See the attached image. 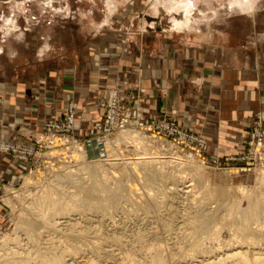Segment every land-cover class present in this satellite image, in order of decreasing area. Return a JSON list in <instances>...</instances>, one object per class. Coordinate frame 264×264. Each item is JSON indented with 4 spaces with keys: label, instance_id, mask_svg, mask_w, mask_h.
Instances as JSON below:
<instances>
[{
    "label": "rangeland",
    "instance_id": "obj_1",
    "mask_svg": "<svg viewBox=\"0 0 264 264\" xmlns=\"http://www.w3.org/2000/svg\"><path fill=\"white\" fill-rule=\"evenodd\" d=\"M181 1L183 0H0V75L10 76L12 80L15 74H24L25 77H21L28 84L39 78L44 83L43 90H46L50 86L46 81L48 76H62L73 62L80 67L83 60L98 57V53L110 43L131 40V35L139 30L144 33L171 30L174 24L187 25L188 22L203 30L209 24L235 25L240 28L234 33L239 45L249 36L253 41L259 40L261 33H249L245 28L250 25L264 26V14L257 13L250 18L242 12L263 10L264 0H188V11L171 12L170 9ZM173 13L174 16H171ZM172 29L179 34L185 31ZM13 82L15 80L11 84ZM120 83L123 82H118ZM38 87L36 86L37 89ZM120 89L122 85L98 91L94 103L96 115H90L86 111V114L79 117L75 106L68 102L58 112L46 115L39 124L40 128L29 131L27 137H13V134L20 135L17 129L8 138H0V158L8 159L9 166L13 169L9 179L0 178V264H24L26 258L30 260L29 264H38L41 259L53 257L54 254L63 255L59 262L61 264H78L82 260L94 264H122L127 257V260L132 258L135 261L140 258L139 261L146 264L152 261L151 254L156 251V245L165 249L162 252L163 264H186L192 258L193 264H203L207 257L216 253H229L232 247L246 246L249 241L252 246L248 257L264 258V220L260 217L259 220L252 219L248 225L250 228L247 237L239 231L241 219L238 215V211L247 210L250 197L263 198L258 207L264 211V184L258 185L255 176L257 170L264 172V167L244 171L241 169L248 165L231 163L226 157L208 156L207 153L208 163L203 165L194 153L178 144V135L174 136L177 142H171L163 136L164 131L159 136L160 139L153 138L151 133L139 131L137 122L151 124L154 121H163L175 127L178 132L184 129L164 114L148 122L138 120L136 99L121 98ZM111 100L118 102V108H112ZM108 112L113 123L127 121V127L104 135L103 130L112 123ZM69 120L72 121L70 130ZM78 122L87 123L86 133L75 127ZM124 130L138 135L139 142L134 136L137 147L140 145L141 148L121 139V131ZM200 139L205 145V140ZM73 151L77 154L72 155ZM141 152L146 153V156L151 155L150 157L155 154L162 156L164 159L160 161L170 162L162 164L157 159L158 163L143 167L139 162L138 166V161L132 159L136 153ZM109 164L112 166L109 167ZM155 165H160L162 172L154 171ZM99 170L101 171L97 172ZM93 171L94 174L91 173ZM89 177L92 178L91 181ZM143 177H146V183ZM93 187L99 191L91 196V191L88 190ZM108 189H112L114 194ZM43 194L56 197L57 204L52 205V208H57L55 211L45 209L54 213L53 216L49 213L53 218L47 214L43 222L59 223L58 227L56 224V227L52 224L47 227L46 222L41 221L39 214L44 209L39 212L35 201ZM133 195H136L137 200L130 199ZM71 198L74 202L69 205L70 212L66 213L70 209L67 205ZM89 198L99 201L101 207L98 209L103 211L97 212L90 205L87 207L85 199ZM77 199L78 203L84 200L80 204L88 209L76 204ZM64 201L69 203L65 204ZM61 206L65 208V212H59ZM75 207L80 210H75ZM108 207L111 210H107ZM234 211H237L236 214ZM62 222L63 225L60 224ZM71 223H75V227L71 228ZM199 256H204L205 259ZM157 263L162 264L154 261L148 264ZM227 264L239 263L233 260Z\"/></svg>",
    "mask_w": 264,
    "mask_h": 264
},
{
    "label": "crops",
    "instance_id": "obj_2",
    "mask_svg": "<svg viewBox=\"0 0 264 264\" xmlns=\"http://www.w3.org/2000/svg\"><path fill=\"white\" fill-rule=\"evenodd\" d=\"M263 11L242 13L251 18ZM172 26L185 31H136L131 40L108 44L80 67L73 62L62 76H48L46 90L39 78L28 84L24 74L12 80L1 74L0 138L17 129L20 135L13 137H27L46 115L68 102L79 117L86 111L96 115L97 93L122 85L121 98L136 99L138 120L148 122L164 114L205 140L208 156L228 159L241 154L252 122L258 117L264 123V26L245 28L261 35L256 41L249 36L242 46L234 36L240 28L232 24H209L204 30L189 22ZM75 127L86 133V124ZM9 164L0 158L1 179L11 175Z\"/></svg>",
    "mask_w": 264,
    "mask_h": 264
},
{
    "label": "bare ground",
    "instance_id": "obj_3",
    "mask_svg": "<svg viewBox=\"0 0 264 264\" xmlns=\"http://www.w3.org/2000/svg\"><path fill=\"white\" fill-rule=\"evenodd\" d=\"M190 6V3L188 2V0H183V1H181L175 8H172V9H170V11L171 12H178V11H182L183 13H185L186 11H188L189 10V7ZM183 15V14H182ZM85 94H87V93H85ZM83 123V122H82ZM85 124H87V123H85ZM87 129V128H86ZM136 136V134H135V132H134V134H132V132L131 131H126V130H124V131H121V139H124V140H126V141H128L130 144H132L133 146H136V148H138L137 147V140H136V137L138 136ZM120 138V137H119ZM118 138V139H119ZM141 138V137H140ZM137 139H138V137H137ZM120 140V139H119ZM140 140H142V139H140ZM148 141V140H147ZM138 142H139V139H138ZM116 143V142H115ZM117 143H118V141H117ZM125 143H127V142H125ZM140 144H141V142H140ZM142 144H144V143H142ZM164 145V144H163ZM50 146V145H49ZM144 146H146V144L144 145ZM140 148H141V146H140ZM139 148V149H140ZM143 148V147H142ZM66 149V148H65ZM135 149V148H134ZM145 149V148H144ZM72 150V149H71ZM77 150V149H76ZM138 150V149H137ZM136 150V151H137ZM157 150V149H156ZM141 151V150H140ZM142 151H144L145 152V150H143L142 149ZM146 151H148V149L146 150ZM151 151V150H150ZM76 152V151H75ZM74 151L72 152V155H73V153H75ZM81 152V151H80ZM157 152V151H156ZM71 153V152H70ZM78 153H79V151H78ZM82 153V152H81ZM149 153V152H148ZM75 154H77V153H75ZM147 154L145 153H140V154H137L136 153V155H135V158L134 159H132V160H136V162H137V165L139 166V162L141 163V165H143V167L145 166V165H150L151 163H154L155 164V162H157L158 163V160L157 159H159V163L161 162L162 164L164 163V164H168L170 161H168V160H161L160 161V159H164V157L162 158V156L161 157H158V156H155V155H153V156H155V157H150V156H146ZM166 155V154H165ZM171 155V154H170ZM174 155V154H173ZM76 156V155H75ZM77 157V156H76ZM79 158H81V157H83V156H78ZM178 158H181V157H178ZM187 158V157H186ZM156 159V160H155ZM175 159V158H174ZM174 159H172V160H174ZM182 159V158H181ZM176 160H177V158H176ZM179 160V159H178ZM182 161V160H181ZM173 162V161H172ZM131 163V162H130ZM175 164H176V162H174ZM180 164V163H179ZM140 165V166H141ZM173 165V164H172ZM186 165V164H185ZM110 166H112V165H110L109 164V167ZM115 166V165H114ZM157 165H155L154 166V171H156V170H159V171H161V167H160V165H159V167H156ZM169 166V165H168ZM100 167V166H99ZM116 167V166H115ZM118 167V166H117ZM149 167V166H148ZM165 167V166H164ZM192 167V166H191ZM94 168H96V167H94ZM136 168V167H135ZM133 169V171H135L136 169ZM139 168H142V167H139ZM150 168V167H149ZM149 168H147V171L149 170ZM103 169V168H102ZM113 169V168H112ZM115 169V168H114ZM119 169V168H118ZM122 169V168H121ZM91 171L92 170H94V169H90ZM89 170V171H90ZM98 170V169H97ZM143 170V169H142ZM146 170V169H145ZM164 170V169H163ZM101 170H99V171H97V172H100ZM118 171V170H117ZM121 171V170H120ZM196 171V170H195ZM73 172V171H72ZM96 172V171H95ZM116 172V171H115ZM162 172V171H161ZM91 173H93L94 174V171L93 172H91ZM125 172H123V174H124ZM150 173V172H149ZM263 171L262 170H257L256 171V175L255 176H257V178H256V180H257V183H258V185H263L264 184V175H263ZM72 174V173H71ZM86 174V173H85ZM95 174H97V173H95ZM146 174V173H145ZM144 174V175H145ZM150 174H152V173H150ZM158 174H160V173H158ZM87 175V174H86ZM92 175V174H91ZM106 175V174H105ZM137 175V174H136ZM143 175V176H144ZM153 175V174H152ZM90 176V175H89ZM96 176V175H95ZM103 176V175H102ZM101 176V177H102ZM107 176V175H106ZM142 176V175H141ZM161 176V175H160ZM91 177V176H90ZM89 177V181H91L92 180V178H90ZM93 177H94V175H93ZM97 177H98V175H97ZM100 177V176H99ZM139 177V176H138ZM178 177V176H177ZM183 177H184V175H183ZM88 178V177H87ZM140 178V177H139ZM152 178V177H151ZM153 178H155V177H153ZM152 178V179H153ZM91 179V180H90ZM97 179V178H96ZM102 179V178H101ZM109 179V178H108ZM107 179V180H108ZM143 179H144V177H143ZM142 179V180H143ZM152 179H151V182H152ZM83 180V179H82ZM87 180V179H86ZM98 180V179H97ZM104 180H105V178H104ZM145 181V183L147 182L146 181V177H145V179H144ZM160 180V179H159ZM178 180H179V178H178ZM78 181V180H77ZM85 181V180H84ZM102 181V180H101ZM101 181H99V182H101ZM106 181V180H105ZM156 181V180H155ZM97 182V181H96ZM95 182V183H96ZM98 182V183H99ZM91 183V182H90ZM93 183H94V180H93ZM104 183V182H103ZM120 183V182H119ZM150 183V182H149ZM89 184V183H88ZM148 184V183H147ZM92 185V184H91ZM95 185V184H94ZM102 185V184H101ZM115 185V184H114ZM118 185V184H117ZM98 186H99V184H98ZM107 186V185H106ZM122 186V185H121ZM179 186H181V185H177V187H179ZM91 187V186H90ZM115 187V186H114ZM123 187V186H122ZM126 186H124V188H125ZM187 187V186H186ZM99 188V187H98ZM108 188V187H107ZM110 188V187H109ZM113 188V187H112ZM117 188V187H116ZM183 188H185V187H183ZM82 189V188H81ZM89 189V188H88ZM87 189V190H88ZM106 189V188H105ZM104 189V190H105ZM107 190V189H106ZM105 190V191H106ZM109 190V189H108ZM116 190H118V188L116 189ZM182 190V189H181ZM180 190V191H181ZM88 191H91L90 193H91V196H92V193H94L95 194V192H98L99 190L96 188V187H93L92 189H90V190H88ZM109 191H112L113 192V190L112 189H110ZM136 193V192H135ZM221 193V192H220ZM44 194H46V193H44ZM40 195L39 196V198L38 199H36V197L34 198V200L36 199V203H35V207L37 208V209H40L39 210V212L40 211H42V209H44V211L43 212H40L41 214H39V216H40V218H41V221L43 222V219H46L45 218V216H47V214L50 216V214L52 215L53 213H54V209H57L56 207L55 208H52V205H56L57 206V204H56V200H55V198L56 197H50L51 195ZM49 194H50V192H49ZM51 194H55V193H52L51 192ZM68 194V193H67ZM87 194V193H86ZM99 194H100V192H99ZM102 194V193H101ZM108 194V193H107ZM110 194H111V192H110ZM110 194L109 195H107V196H110ZM113 194H114V192H113ZM112 194V195H113ZM133 193H131V195H132ZM157 194V193H156ZM214 194V193H213ZM223 194V193H222ZM62 195H63V193H62ZM89 195V194H88ZM88 195H87V197H88ZM103 195V194H102ZM117 195V194H116ZM137 195V194H136ZM136 195H133V196H131L130 197V199H135V200H137L136 199ZM154 195V194H153ZM264 195V194H263ZM68 196H70V195H68ZM73 196V195H72ZM75 196V195H74ZM77 196V195H76ZM100 196V195H99ZM98 196V197H99ZM117 196H119V194L117 195ZM116 196V197H117ZM127 196H130V195H127ZM198 196V195H197ZM261 197H262V195H260ZM80 197V196H79ZM79 197H76V198H79ZM94 197H96V196H94ZM97 197V198H98ZM106 197V196H105ZM112 197V196H111ZM110 197V198H111ZM126 197V196H125ZM153 197V196H152ZM151 197V198H152ZM158 197V196H157ZM169 197V196H168ZM215 197V196H214ZM58 198V197H57ZM65 198V197H64ZM68 199H69V197H67ZM81 198V197H80ZM104 198V197H103ZM118 198V197H117ZM138 198L140 199V197L138 196ZM143 198V197H142ZM177 198V197H176ZM179 198V197H178ZM60 199V198H59ZM62 199V202H63V198H61ZM102 199V198H101ZM114 199H115V196H114ZM119 199V198H118ZM128 199L129 198H127V201H128ZM144 199V198H143ZM148 199V198H147ZM163 199V198H162ZM65 200H66V198H65ZM73 199L71 198V202L69 203L68 201H66L67 203H69L68 205H67V207H69L70 208V206H71V203L72 202H74V201H72ZM79 199H77L76 200V204H80V203H82L84 200H80L79 202L80 203H78L77 201H78ZM99 200V199H98ZM103 200V199H102ZM110 200V199H109ZM115 200H117V199H115ZM114 200V201H115ZM149 200V199H148ZM156 201H157V199H155ZM161 200V199H160ZM164 200V199H163ZM182 200V199H181ZM191 200V199H190ZM61 201V200H60ZM85 201L87 202V207H90V206H93V207H95L96 209H97V212L98 211H101V210H99L100 209V207H101V203L99 202V201H97L95 198H89V199H85ZM119 201V200H118ZM139 201V200H138ZM146 201V200H145ZM174 201V200H173ZM172 201V202H173ZM30 202V201H29ZM58 202V201H57ZM65 202V201H64ZM66 202H65V204H66ZM85 202V203H86ZM104 202V201H103ZM116 202V201H115ZM214 202V201H213ZM234 202V201H233ZM263 202V198H253V197H250L249 198V206H248V208H247V210H241V211H238V215H239V218L241 219V220H239L240 221V228H239V231L241 232V233H243V235L244 234H249V222H251V220L252 219H254V218H258V217H260L261 219H263L264 220V211L263 210H260L259 209V205H261V203ZM84 203V204H85ZM112 203H113V200H112ZM119 203H121V202H119ZM136 203H137V201H136ZM135 203V204H136ZM240 203H241V201H240ZM64 204V205H65ZM149 204V203H148ZM70 205V206H69ZM90 205V206H89ZM109 205V204H108ZM111 205V204H110ZM136 205H138V204H136ZM196 205V204H195ZM53 206V207H54ZM72 206H73V204H72ZM80 206H82V207H84L82 204H80ZM80 206H78V207H80ZM116 206V205H115ZM141 206H143V205H141ZM232 206V205H231ZM74 207V206H73ZM72 207V208H73ZM78 207H75L74 209L75 210H78L79 208ZM81 207V208H82ZM93 207H92V209H93ZM111 207V206H110ZM110 207H108L109 209H107V210H111L110 209ZM144 207V206H143ZM36 208H33L34 209V211H36L37 212V210H36ZM65 208H66V205H65ZM65 208L64 207H59V212H62V211H64L65 212ZM68 208V209H69ZM85 208V207H84ZM99 208V209H98ZM112 208V207H111ZM142 208V207H141ZM194 208V207H193ZM252 210H251V209ZM45 209H48V210H51V209H53L54 211H53V213L51 212V211H46ZM83 209V208H82ZM86 210L88 209V208H85ZM91 209V208H90ZM91 209V210H92ZM206 209H208V208H206ZM235 209V208H234ZM238 209V208H237ZM243 209V208H242ZM249 209V210H248ZM70 210H71V208L69 209V211H66V213L68 212H70ZM80 210V209H79ZM78 210V211H79ZM93 210H95V209H93ZM34 211H32V214H33V212ZM57 211V210H56ZM90 211V210H89ZM103 211V210H102ZM144 211V210H143ZM231 211V210H230ZM229 211V212H230ZM36 212H34L35 213V215H36ZM39 212H37V213H39ZM71 212H73V211H71ZM106 212V211H105ZM227 212V211H226ZM233 212V211H232ZM237 212V211H236ZM236 212L234 211V213L236 214ZM50 213V214H49ZM65 213V214H66ZM84 213H85V211H84ZM87 213V212H86ZM109 213V212H108ZM56 214V213H55ZM54 214V215H55ZM184 214V213H183ZM222 214V213H221ZM73 215V214H72ZM91 215V214H90ZM96 215V214H95ZM100 215V214H99ZM111 215V214H110ZM233 215V214H232ZM38 216V215H37ZM48 216V217H49ZM53 216V215H52ZM52 216H50V217H52ZM63 216H64V214L63 215H61V217L63 218ZM67 216V215H66ZM75 216V215H74ZM48 218L49 220H52V218ZM81 217V216H80ZM90 217H93V216H90ZM103 217V216H102ZM220 217V216H219ZM39 218V217H38ZM66 217H64V219H65ZM176 218V217H175ZM191 218V217H190ZM47 219V220H48ZM219 219V218H218ZM40 219H38V221H39ZM48 220V221H49ZM79 220V219H78ZM179 220V219H178ZM258 220H259V218H258ZM53 221V220H52ZM85 221V220H84ZM254 221V220H253ZM44 222H46V220H44ZM43 222V223H44ZM180 222V221H179ZM69 223V221L68 222H66L65 224L62 222V223H60V224H64V225H66V224H68ZM91 223V222H90ZM177 223V222H176ZM235 223V222H234ZM46 224H47V222H46ZM45 224V225H46ZM49 224V226L52 224V226L53 227H56L55 226V224L57 225V227H58V225H59V223H55V222H52V223H48ZM48 224H47V227H48ZM72 224V223H71ZM70 224V226H72L71 228H73V226L75 227V225L77 224V222H76V224L74 223V224H72L71 225ZM193 224V223H192ZM38 225V224H37ZM44 225V227H46ZM61 225V226H62ZM90 225V224H89ZM252 225V224H251ZM39 226V225H38ZM51 226V227H52ZM98 226V225H97ZM225 226V225H224ZM63 227V226H62ZM77 227V226H76ZM92 227V226H91ZM90 227V228H91ZM218 227V226H217ZM50 228V227H49ZM82 228V227H81ZM80 228V229H81ZM84 228V227H83ZM82 228V229H83ZM86 228V227H85ZM168 228V227H167ZM231 228V227H230ZM30 229V228H29ZM67 229H68V227H67ZM70 229V228H69ZM103 229V228H102ZM54 230V229H53ZM73 230V229H72ZM79 230V229H78ZM89 230V229H88ZM52 231V230H51ZM68 231V230H67ZM71 231V230H70ZM70 231H68V232H70ZM74 231H76L75 230V228H74ZM84 231V230H83ZM170 231V230H169ZM42 232V231H41ZM63 232V231H62ZM72 232V231H71ZM79 232H80V230H79ZM86 232V231H85ZM90 233H92L91 231H89ZM78 233V232H77ZM94 233V232H93ZM194 233V232H193ZM204 233H205V231H204ZM251 233V232H250ZM261 233V232H260ZM68 234V233H67ZM66 234V235H67ZM71 234V233H70ZM84 234V233H83ZM95 234V233H94ZM54 235V234H53ZM74 235H76V233L74 234ZM79 235V234H78ZM81 235V234H80ZM86 235V234H85ZM85 235H84V237H85ZM210 235V234H209ZM251 236H252V233L250 234ZM249 235V236H250ZM259 235V234H258ZM62 236V235H61ZM83 236V235H82ZM89 236V235H88ZM95 236V235H94ZM93 236V237H94ZM194 236V235H193ZM203 236V235H202ZM90 237V236H89ZM245 238H246V236H244ZM247 237H248V235H247ZM51 238V237H50ZM69 238V237H68ZM200 238H201V236H200ZM251 238V237H250ZM249 238V239H250ZM244 239V238H243ZM248 239V238H247ZM251 239H253V238H251ZM64 240V239H63ZM72 240V239H71ZM73 240H74V238H73ZM92 240V239H91ZM207 240V239H206ZM76 240H74V242H75ZM92 242V241H91ZM91 242H89L90 244H93V243H91ZM199 242V241H198ZM244 242V241H243ZM63 243H65V242H63ZM95 243V242H94ZM107 243H109V242H107ZM195 243V242H194ZM208 243V242H207ZM246 243V242H245ZM64 245V244H63ZM195 245H197V244H195ZM50 246V245H49ZM93 247H94V245H92ZM91 246V247H92ZM95 246H96V244H95ZM161 246V245H160ZM204 246V245H203ZM219 246V245H218ZM234 246V245H233ZM251 246H252V242H247L246 243V246H243V245H237V246H234V247H232V249L230 250V252L229 253H226V254H223L222 253V255H217V253L215 254V255H213L212 257L210 256V257H207L206 258V261H205V263H203V264H227V262H229V261H233V260H235V261H238V263L239 264H249V261H250V263L251 264H260L259 262H262L261 264H264V258L262 257L261 259H263V261L261 260V259H257L256 257H251V258H253V259H250L248 256V251L251 249ZM82 248V247H81ZM87 248H89V247H87ZM193 248V247H192ZM261 248V247H260ZM59 249V248H58ZM163 249V248H162ZM162 249H160L159 247H157V245L155 246V248H154V250H156L154 253L152 252V261H154V262H159V263H162V262H164L163 261V259H164V257H163V254H162V252L165 250H162ZM225 249V248H224ZM236 249V250H235ZM222 250V249H221ZM252 251V250H251ZM53 252V251H52ZM93 252H95V250L93 251ZM63 254H64V252H62ZM99 253V252H98ZM192 253V252H191ZM260 253V252H259ZM263 253V252H262ZM41 254V253H40ZM40 254H38V255H40ZM67 254V253H66ZM148 254V253H147ZM212 254H214V253H211V255ZM252 254V253H251ZM68 255V254H67ZM150 255V256H151ZM112 256V255H111ZM36 257V256H35ZM199 257H201V256H199ZM202 257H204V256H202ZM201 257V258H202ZM62 258H63V255H60V256H55V254H54V256L53 257H51L50 256V258L48 257L47 259L46 258H43V259H41L40 260V262H38V264H61V263H59V262H61V260H62ZM65 258V257H64ZM75 258V257H74ZM78 258V257H77ZM105 258V257H104ZM151 258V257H150ZM124 259V258H123ZM128 259V257L125 259V260H123L124 262L122 263V264H144L143 262H140L139 261V259L137 260V261H135V260H133L132 258V260L130 259V260H127ZM197 259V258H196ZM204 259H205V257H204ZM121 260V259H120ZM261 260V261H260ZM29 261L30 260H28V258H26L25 259V261H24V264H29ZM38 261V260H37ZM106 261V260H105ZM152 261H150V262H148V263H152ZM196 261H198V260H196ZM146 262V261H145ZM183 262H185V261H183ZM189 262L190 263H188V262H186V264L188 263V264H193V258L191 259V260H189ZM147 262H146V264H148ZM198 263V262H197ZM201 263V262H200ZM237 263V262H236ZM78 264H94V263H92V262H85L84 260H82V261H79L78 262ZM158 264V263H157ZM163 264V263H162ZM195 264V263H194Z\"/></svg>",
    "mask_w": 264,
    "mask_h": 264
},
{
    "label": "built area",
    "instance_id": "obj_4",
    "mask_svg": "<svg viewBox=\"0 0 264 264\" xmlns=\"http://www.w3.org/2000/svg\"><path fill=\"white\" fill-rule=\"evenodd\" d=\"M111 106L113 109L118 108V102L111 100ZM110 117V122H112V116L108 112ZM72 121L69 120L68 130H70ZM127 121H121L120 123H111L105 130H103L104 135H109L116 130H121L127 127ZM137 128L139 131H144L151 133L153 138L161 136V133L164 131L163 135L166 140L171 142H177L175 135H178L179 145L182 146L185 150H190L194 153L195 157L201 161L204 165L208 163V157L204 152V143L201 142V139L194 134L190 133L187 130H180L179 132L175 127L168 125L163 121H154L151 124H145L137 122ZM54 126V125H51ZM170 136H173L172 138ZM243 152L235 157L228 158V161L231 163L246 164L244 166V171H250L252 168H261L264 167V123L258 117L252 122L248 129V137L243 142Z\"/></svg>",
    "mask_w": 264,
    "mask_h": 264
}]
</instances>
